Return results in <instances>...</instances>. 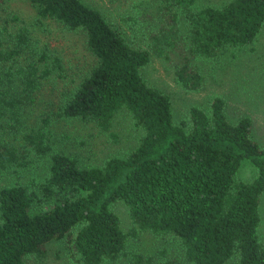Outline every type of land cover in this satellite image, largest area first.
<instances>
[{"label":"trees","instance_id":"1","mask_svg":"<svg viewBox=\"0 0 264 264\" xmlns=\"http://www.w3.org/2000/svg\"><path fill=\"white\" fill-rule=\"evenodd\" d=\"M30 1L38 18L82 31L94 63L51 104L41 126L28 127L26 114L40 81L63 76L62 67L57 58L50 67L44 53L32 60L36 51L26 27L8 46L0 33V169L48 158L42 180L0 188V264L42 258L56 240L64 241L74 264H181L165 250L160 257L130 250L129 241L142 232L178 243L183 264H264L258 236L264 146L253 137L252 118L231 121L225 100L213 96L207 108L192 106L176 121L170 96L141 74L151 61L150 50L168 59L181 52L176 42L183 18L189 46L174 76L185 90L199 92L203 76L192 61L231 59L253 46L264 26V0H228L219 6L151 0L164 24L148 49L130 43L122 25L83 0ZM121 111L142 132L126 155L83 167L75 157L52 152L47 128L52 114L94 123L115 139L113 120ZM245 162L254 170L247 182L236 177ZM115 202L126 206L130 229L122 228L112 209Z\"/></svg>","mask_w":264,"mask_h":264},{"label":"rangeland","instance_id":"2","mask_svg":"<svg viewBox=\"0 0 264 264\" xmlns=\"http://www.w3.org/2000/svg\"><path fill=\"white\" fill-rule=\"evenodd\" d=\"M98 8L109 21L122 25L127 39L136 47L149 48L151 37L164 24L159 11L152 9L151 0H83ZM151 1V2H150ZM228 0H197V6H219ZM142 12L146 16L142 17ZM158 13V15H157ZM124 17L133 18L134 22L123 21ZM20 27L30 31L32 45L38 59L41 53L49 58V66L54 65L52 59L57 58L63 76L50 75L40 81L35 101L28 107L26 126H41L40 119L51 113L50 106L57 104L64 94L71 91L79 82V75L88 71L94 59L87 51L85 35L82 31L65 28L52 19H40L30 0H4L0 4V33L5 46L12 45V36ZM183 18L179 25L177 39L179 54L170 53V58L159 56L151 51V61L142 70L143 78L152 86L167 93L172 102L175 120L185 118L192 106L207 108L209 97L219 96L225 100L226 114L231 121L248 115L253 121V137L260 146H264V26L258 34L255 44L239 49L234 58L221 59L217 62L205 58H196L192 62L203 76V87L199 92H190L181 87L175 80L174 71L187 54L188 40ZM184 50H181L183 49ZM42 61L39 67H42ZM48 131L52 136V152L60 151L77 158L83 167L99 166L111 157L126 155L137 143L141 131L132 123L126 111L115 115L114 139L91 122L74 119L55 118L50 116ZM33 157V156H31ZM47 157H33L26 167L10 166L0 169V188L14 183L32 186L33 181L42 180L47 174ZM254 170L249 162H245L238 170L236 177L247 182L253 178ZM113 211L119 216L123 229L128 230L131 222L127 208L122 202H115ZM261 221L258 236L264 246V195L259 206ZM63 240L52 241L47 253L42 258L26 257L27 264H74L69 257ZM133 251L152 254L160 257L165 250L166 257L182 262V248L167 235H153L142 232L136 239L128 243Z\"/></svg>","mask_w":264,"mask_h":264}]
</instances>
